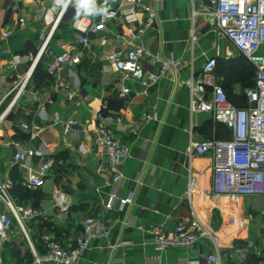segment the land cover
Returning <instances> with one entry per match:
<instances>
[{
  "label": "crops",
  "instance_id": "crops-1",
  "mask_svg": "<svg viewBox=\"0 0 264 264\" xmlns=\"http://www.w3.org/2000/svg\"><path fill=\"white\" fill-rule=\"evenodd\" d=\"M53 2L0 0V24L13 31L9 38L0 36L2 110L15 95L11 90L17 74L32 75L26 94L0 125V176L8 173L17 202L30 203L35 209L36 216L27 225L34 249L44 253L43 233L66 244L75 242L84 219L96 216L107 224L109 233L95 239L76 264H209L206 257L216 245L224 263L261 264L264 216L259 211L264 207V196L231 199L216 195L213 157H190L187 153L191 128L197 139H203L215 136L218 127L204 113L195 114L191 121L186 82L193 73L199 74L209 56L237 57L225 43L227 40H219L204 17L193 19L190 0H94L84 11L94 19L109 7L133 8L140 20L154 12L155 25L139 42L153 54L183 64L177 76L163 75L147 94L120 98L117 71L107 57L110 50L129 47L123 18L110 21L100 32L89 33L90 42L84 48L72 26L74 6L53 28L57 18L49 11ZM15 4L16 11L12 10ZM21 17L26 20L25 26L19 23ZM76 47L82 49L81 62L68 66L64 73L74 93L69 99L64 92L52 93L49 53ZM142 61L149 69H157L152 60ZM129 85L141 88L137 81ZM234 91L240 92L241 87L236 85ZM50 95L52 102L48 101ZM101 112L123 117L117 135L131 146V154L122 165L123 180L117 185L106 173V159L94 141L93 129ZM152 112H158V119L147 117ZM23 123L35 129L36 138L31 144L37 155L20 166L12 161L15 148L6 142L11 138L22 144L28 142ZM48 158L54 166L45 185L38 189L24 186L22 180L30 166L38 167ZM56 188L66 193L67 210L55 206ZM114 192L119 199L130 194L133 199L124 207L116 201L108 209L106 204ZM195 218L211 236L202 237L191 249L160 251L150 233L139 229L140 225L146 230L162 225L172 230L179 223L192 227ZM29 240L15 225L12 242L4 248V264H32L34 253ZM120 241L127 244L113 246Z\"/></svg>",
  "mask_w": 264,
  "mask_h": 264
},
{
  "label": "built area",
  "instance_id": "built-area-1",
  "mask_svg": "<svg viewBox=\"0 0 264 264\" xmlns=\"http://www.w3.org/2000/svg\"><path fill=\"white\" fill-rule=\"evenodd\" d=\"M94 0H54L49 11L56 13L55 28L66 12L74 6L75 15L72 26L75 29L77 41L87 47L89 33H96L106 29L107 24L115 19L123 18L126 23L128 49H113L108 53V60L117 71V91L120 98L130 95L140 96L148 93L159 79L168 73L177 76L183 67L182 62L174 59H164L153 54L139 41L147 31L155 25L156 15L149 12L144 20H140L137 11L130 8L121 10L120 7L105 8L98 19L87 15L84 11ZM140 2L141 0H135ZM193 4V19L204 17L213 27L219 40L229 41L240 54L244 55L256 68L255 85L247 89L248 105L238 107L227 96L224 88V76L217 75V56H209L203 62L198 75L192 74L186 82L189 87V110L192 117L195 114H208L217 124H223L230 130L229 138L206 137L197 139L191 128L187 153L193 155L209 154L213 157L214 193L226 195L231 199L245 196H264V0H190ZM12 10H18L15 4ZM19 23L25 26L26 20L21 17ZM13 31L0 24V36L9 38ZM48 74L53 84V94L66 93L69 99L74 97L65 78L68 66H75L81 62L82 49L74 48L61 53H49ZM152 60L156 70L149 69L142 61ZM13 67V64L11 65ZM31 74H17L12 81V92L15 93L8 106L2 110L0 103V125L6 119L13 106L26 94ZM178 82L182 81L179 77ZM137 81L140 89L129 85ZM52 102V97L48 98ZM150 119H158V112L147 115ZM123 117L108 112H101L98 124L93 129L95 144L102 150L106 159L105 171L113 184L123 180L122 165L131 154L129 143L119 139L117 128L122 125ZM70 125L66 129L69 130ZM22 129L28 132V142L22 144L16 138L6 142L7 146L15 148L12 155L14 164L25 166L37 155V149L32 146L36 138L34 127L30 123H23ZM54 161L44 159L38 167L30 166V170L23 177L22 184L28 188H42L52 173ZM13 181L7 173L0 176V264H4V248L12 242V232L17 225L29 240L28 223L36 216L35 209L30 203L17 202L11 190ZM133 194L119 199L114 192L111 200L106 204L113 208L116 201L124 207L131 203ZM55 206L67 210L66 193L61 188L53 191ZM264 216V207L259 211ZM139 229L148 231L155 247L166 249H191L204 236H211L204 225L195 218L192 227L179 223L172 230L162 225H156L146 230L143 225ZM109 233V227L100 218L88 216L83 221V228L78 239L70 244L63 243L50 233L41 235L44 253L36 251L31 243L34 258L32 264H76L84 255L91 243ZM127 244L118 242L113 246ZM213 253L206 257L209 264L224 263L222 252L217 245ZM261 264H264V239L260 253Z\"/></svg>",
  "mask_w": 264,
  "mask_h": 264
},
{
  "label": "trees",
  "instance_id": "trees-1",
  "mask_svg": "<svg viewBox=\"0 0 264 264\" xmlns=\"http://www.w3.org/2000/svg\"><path fill=\"white\" fill-rule=\"evenodd\" d=\"M240 57L246 58L242 54ZM240 57H235L225 62H222V60L218 57L217 73L221 76H224L225 81L223 85L226 90L228 99L234 105L238 107H243L248 105V97L247 93L242 92V89H250L254 87L256 78V68L246 58L254 69V73L247 72V68H245L246 65L243 59ZM253 74L254 78H252ZM235 82H238L241 86V91L238 93H235L234 91L236 87ZM217 127L218 133L215 135V137L223 139L230 137V130L227 128V126L223 124H217Z\"/></svg>",
  "mask_w": 264,
  "mask_h": 264
},
{
  "label": "rangeland",
  "instance_id": "rangeland-1",
  "mask_svg": "<svg viewBox=\"0 0 264 264\" xmlns=\"http://www.w3.org/2000/svg\"><path fill=\"white\" fill-rule=\"evenodd\" d=\"M225 43H227V45L234 51V54L233 55H237V57H240L241 56V54L239 53V51L230 43V42H228V41H226ZM237 53V54H236ZM221 58V57H220ZM240 58H242L243 59V61H244V63H245V68H247V72H251V73H254V69H253V67L250 65V63H249V61L246 59V58H244V57H240ZM231 59H233V57L231 56L230 58H224V59H221L222 60V62H225V61H228V60H231ZM220 61V60H219ZM252 78H254V74H253V76H252ZM251 78V79H252ZM235 84L238 86V87H241L240 85H239V83L238 82H235ZM249 84H250V81H249ZM246 91H247V89L246 88H244V89H242V92L243 93H246Z\"/></svg>",
  "mask_w": 264,
  "mask_h": 264
}]
</instances>
